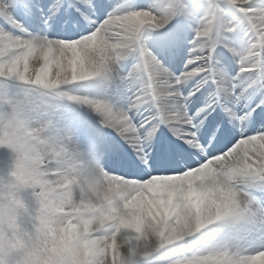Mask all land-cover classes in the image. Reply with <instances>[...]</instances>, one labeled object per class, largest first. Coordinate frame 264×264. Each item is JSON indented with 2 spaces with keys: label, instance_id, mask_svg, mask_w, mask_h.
Wrapping results in <instances>:
<instances>
[{
  "label": "snow or ice",
  "instance_id": "1",
  "mask_svg": "<svg viewBox=\"0 0 264 264\" xmlns=\"http://www.w3.org/2000/svg\"><path fill=\"white\" fill-rule=\"evenodd\" d=\"M0 264H264V0H0Z\"/></svg>",
  "mask_w": 264,
  "mask_h": 264
}]
</instances>
